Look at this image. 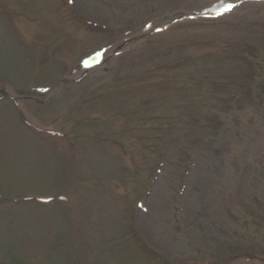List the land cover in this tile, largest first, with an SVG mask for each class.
I'll list each match as a JSON object with an SVG mask.
<instances>
[{"label": "rangeland", "instance_id": "rangeland-1", "mask_svg": "<svg viewBox=\"0 0 264 264\" xmlns=\"http://www.w3.org/2000/svg\"><path fill=\"white\" fill-rule=\"evenodd\" d=\"M207 1L74 0L81 17L110 28L93 35L77 28L56 0H0V77L25 88L52 86L89 52L118 47L124 33L140 32L147 21L199 10ZM39 17L37 25L28 22ZM18 28L29 42L19 38ZM39 34L48 36L37 42ZM0 84V92L9 88ZM206 85L212 91L206 93ZM250 86L257 99L248 98ZM14 93L30 96L24 89ZM38 99L39 105L45 102ZM263 99L264 5H245L221 22L177 26L172 33L141 39L82 84L59 93L49 110L23 102L43 129L62 132L82 147L79 166L49 156L46 166L43 152L62 151L63 145L51 149L35 132L29 134L15 121L21 108L18 113L13 102H5L0 106V193L15 197L0 200V264L264 261V168L256 166L264 158ZM199 119L204 123L197 128ZM112 143L125 157L109 148ZM161 161L168 179L161 176L146 198ZM191 164L197 172L181 197L178 189ZM54 190L72 196L77 208L40 210L14 203L31 193L57 194ZM211 197L217 198L215 215ZM140 198L149 214H139L135 226L134 204ZM138 235L149 249L136 242Z\"/></svg>", "mask_w": 264, "mask_h": 264}, {"label": "bare ground", "instance_id": "bare-ground-1", "mask_svg": "<svg viewBox=\"0 0 264 264\" xmlns=\"http://www.w3.org/2000/svg\"><path fill=\"white\" fill-rule=\"evenodd\" d=\"M211 1H212V3H214V2H217L218 0H211ZM229 1H235V0H229Z\"/></svg>", "mask_w": 264, "mask_h": 264}, {"label": "snow or ice", "instance_id": "snow-or-ice-1", "mask_svg": "<svg viewBox=\"0 0 264 264\" xmlns=\"http://www.w3.org/2000/svg\"><path fill=\"white\" fill-rule=\"evenodd\" d=\"M226 11H230L231 10V6L229 7V8H227V9H225Z\"/></svg>", "mask_w": 264, "mask_h": 264}]
</instances>
